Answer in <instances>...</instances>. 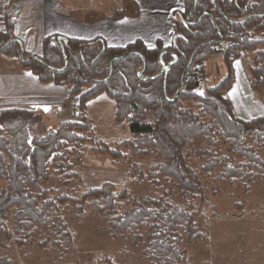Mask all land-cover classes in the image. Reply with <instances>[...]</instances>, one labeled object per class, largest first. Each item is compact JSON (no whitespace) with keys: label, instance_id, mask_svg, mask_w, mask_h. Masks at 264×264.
<instances>
[{"label":"trees","instance_id":"16d2710c","mask_svg":"<svg viewBox=\"0 0 264 264\" xmlns=\"http://www.w3.org/2000/svg\"><path fill=\"white\" fill-rule=\"evenodd\" d=\"M227 19L213 7L211 0H197V5L187 22V14L193 6V0H184L182 10L178 11L173 24V39L168 46L146 47L141 41L123 47L107 46L100 38L92 40L69 39V47L80 65L83 79L78 76L76 59L66 52L67 66L56 37H45L42 41L40 63L31 59L24 65L37 76L40 82H51L70 89L69 100L79 101L80 113L71 121L60 124L55 129L47 127L41 117L28 109H0V181L5 184L0 188V230H4L8 240L10 233L4 224L11 208L14 212L15 244L22 249L24 242L30 240V229L37 225H50L54 237L53 244H69L71 236L61 223H56L49 215L68 203L73 205L77 216L84 214L88 205L91 212L107 221L108 231L117 239L124 240L125 234L132 246L144 243L143 257L155 264H188L187 249L199 237L193 215L182 207L165 201L163 198L144 197L138 199L128 190H116L109 183L88 188L80 197L58 195L49 196V190L40 188V182L48 181L49 164L54 171L68 180L76 177L68 155L62 149L71 147V152L80 154V148L86 141L91 142V149L100 154H108L112 160L124 159L120 148L129 145L133 155H155L158 162L147 171L150 181L156 183V176L172 178L173 193L180 198H193L201 190L200 175H208L215 168L221 167V176L235 183L239 178L246 184L252 183L253 177L260 179L264 173V163L258 156L257 149L245 140L264 143V117L256 116L243 119L235 113L233 104L226 96V90L234 81L233 64L245 52H255L253 64L249 66L251 88L261 93L264 88V37H257L264 32V0H215ZM209 10L223 40L220 43L206 44L195 54L190 67L185 73L184 83L177 99L170 102L180 84L189 58L197 45L202 42L217 40L220 34L207 14ZM253 14L245 23L236 22ZM15 39L13 24L5 16V30L0 31V47ZM226 49L221 53L224 75L207 78L204 74V60L222 45ZM258 46H262L258 49ZM20 45L17 41L9 43L0 54L19 56ZM129 51L140 52L146 62L143 77L139 74L143 68L140 55L131 53L113 62V72L109 80L102 82L109 74L110 61ZM168 66L163 93V75L156 77L163 67ZM87 89L81 91V87ZM106 92L115 102V120L128 124L129 138L109 147L101 141H93L85 133L91 131V124L86 116L89 98L100 92ZM264 103V93L261 98ZM185 101H195L196 110L182 105ZM208 117L207 121H203ZM203 137L208 147L201 150L190 149L194 140ZM219 140L228 143L226 155L217 157L215 147ZM188 147V148H187ZM191 156L202 162L198 173L189 164ZM244 161L235 163V157ZM137 174H136V173ZM141 175L136 164H132L129 175ZM247 189V186H245ZM127 200L129 209L119 214L117 201ZM147 226V235L143 239L134 233L137 225ZM186 237V246L182 247ZM41 247L48 244L40 243ZM4 261L2 264H7Z\"/></svg>","mask_w":264,"mask_h":264},{"label":"rangeland","instance_id":"374dc122","mask_svg":"<svg viewBox=\"0 0 264 264\" xmlns=\"http://www.w3.org/2000/svg\"><path fill=\"white\" fill-rule=\"evenodd\" d=\"M93 1H103L109 7H113L118 6L122 0ZM256 36L264 37V32ZM225 48V44L219 46L204 60V74L207 78L218 80L224 75L221 53ZM261 48L262 46H258V49ZM254 55L255 52H245L234 62L236 68L241 71V78L244 81L248 79L245 82L247 91L237 89V83L240 81L238 75L236 84L229 90L231 97H235L233 100L236 114L246 115L247 119L256 113L264 117V103L261 99L264 88L259 94L252 90L248 71L249 66L253 64ZM87 87L83 85L81 91ZM94 99L95 96L87 101L86 116L89 117L91 131L85 135L93 141L104 142L109 147H114L115 142L129 138L127 122L116 121L114 117L109 118L106 106ZM182 105L196 110L195 101H185ZM73 119L71 111L68 121ZM202 120L207 121L208 117ZM245 142L257 149L258 156L264 163V143L248 138ZM91 145L90 141L84 142L79 155L77 152H71V147L62 149L61 152L69 156L68 161L77 176L69 179L68 184H64L65 178L57 174L49 164V180L40 182V188L49 190V196L52 198L61 194L80 197L88 188L98 187L106 182L117 191L125 188L140 200L144 197H161L193 215L199 237L187 249L188 264H264V173L260 170H252V173L260 174L261 178L253 177L250 184L239 178H236L235 183H231L228 179L222 178V168L217 167L208 175H200L201 190L193 198L183 199L172 192L174 189L171 187L174 183L172 178L165 179L157 175L155 183L147 177L150 166L158 162L155 155L135 156L130 146L125 145L120 148L125 158L112 160L108 154L93 151ZM207 147L208 142L203 137H198L190 149L198 151ZM227 147L228 143L219 140L215 147L216 156L226 155ZM243 162L240 156L235 157V163ZM132 164H136L141 175L137 176L136 172L129 175ZM189 164L198 173L202 162L191 156ZM4 184L0 181V188ZM128 209L127 200L117 201L119 214ZM14 212L15 208H11L4 220L11 239L8 240L5 231L0 230V264L4 261H8L7 264H155L143 257L144 241L141 246L134 247L127 234L124 240L115 238L108 231L106 219L93 214L88 205L82 216H77L73 205L68 203L49 212L56 223L63 224L68 230L71 236L69 244L54 245L51 226L35 225L29 230L30 240L25 241L22 249H19L14 242L16 238L13 228ZM147 226L148 224L137 225L134 233L144 239L147 235ZM44 241L48 244L41 247L40 243ZM186 243L184 236L182 247H185Z\"/></svg>","mask_w":264,"mask_h":264},{"label":"crops","instance_id":"0c3cea01","mask_svg":"<svg viewBox=\"0 0 264 264\" xmlns=\"http://www.w3.org/2000/svg\"><path fill=\"white\" fill-rule=\"evenodd\" d=\"M102 2L0 0V31L5 30V16L8 15L25 57H40L42 41L49 36L83 41L100 38L110 47H123L136 40L146 47H155L158 43L166 47L173 39L174 19L182 10L184 0H122L113 7ZM235 65V82L225 92L234 110L235 97H231L229 90L236 84L237 75L240 77L237 89L241 91H247L245 82L248 80L241 78V71ZM67 89L63 85L40 82L19 56L0 54V109L31 110L47 127L56 128L68 122L73 112ZM94 100L106 106L109 118H115V102L106 92H100ZM256 116L260 115L256 113L250 118Z\"/></svg>","mask_w":264,"mask_h":264},{"label":"water","instance_id":"95a60500","mask_svg":"<svg viewBox=\"0 0 264 264\" xmlns=\"http://www.w3.org/2000/svg\"><path fill=\"white\" fill-rule=\"evenodd\" d=\"M193 1H194L193 6H192V8L190 9V11H189V13L187 14V17H186L187 22H188L189 24H195V23L197 22V21H195V22H191V21H190V16H191L192 12L194 11V9L196 8V5H197V0H193ZM211 1H212V4H213V7H214L215 9H217V10H218V11L224 16V18L227 19L226 15H225V14L219 9V7L217 6L216 1H215V0H211ZM203 14H207V15L210 17V20H211V22L213 23V25L215 26V28H216V30L218 31V33L220 34V37H219V39H217V40H210V41L202 42V43H200L199 45H197V46L195 47V49L193 50V52H192V54H191V56H190V58H189L188 64H187V66H186L184 72L182 73L179 87H178V89H177V91H176L174 97H173L171 100H169L170 102H173V101H175V100L177 99V97H178V95H179V92L181 91V89H182V87H183L185 73L187 72L188 68L190 67V65H191V63H192V60H193L195 54L197 53V51H198L202 46H204V45H206V44L220 43V42L223 40V36H222V34H221V31L219 30V28H218L217 25L215 24V22H214V20H213V17H212V15H211V12H210L209 10H205V11L201 12V13L199 14V16H198V19H199ZM252 16H261V14H253V15H250V16L246 17L245 19L240 20V21H238V22H236V23H237V24L245 23V22H246L249 18H251ZM13 41H17V39H11V40L7 41L6 43H4V44L0 47V53H1V51H2V50H3V49H4L9 43H11V42H13ZM56 41H57V43H58V45H59V47H60V49H61V53H62V56H63V58H64V67L61 68V69H55V70H56V71H62V70H64V69L66 68V66H67V56H66V52H68V53H69L71 56H73L74 58H75V56L73 55V53H72L71 50H70V47H69V41H68L67 38H65V37H63V36H57V37H56ZM131 53H136V54H138V55L141 56V58H142V60H143V68H142V71H141L140 74H139V78H140V79H145V78L143 77L144 71H145V69H146V62H145V58H144V56H143L140 52H137V51H129V52L123 54V55L115 56V57L110 61L108 77L105 78L104 80H102V82L109 80V78L112 76V72H113V62H114V60H116V59H122V58L126 57L127 55H129V54H131ZM19 58H20V60H21L23 63H26V62H28V61L31 60V59H35V60H37L38 62L44 64L38 56L31 55V56H29V57H25V56H24V52H23L22 49H20ZM75 59H76V58H75ZM76 62H77L78 76L80 77V79H82V80L85 81V82H91V81H93L94 79H83V78H82V76H81V72H80V65H79V62H78L77 59H76ZM168 71H169V67H168V66H165V67H163V69L160 71V73H158V74L156 75V77H159V76H162V75H163V93H164V97H165L166 99H167V96H166V93H165V82H166V77H167V73H168Z\"/></svg>","mask_w":264,"mask_h":264},{"label":"built area","instance_id":"2783aa9c","mask_svg":"<svg viewBox=\"0 0 264 264\" xmlns=\"http://www.w3.org/2000/svg\"><path fill=\"white\" fill-rule=\"evenodd\" d=\"M69 93H70V89H67V94L69 95ZM71 102H72V108H73V116L76 119L80 113L79 101L77 99H72Z\"/></svg>","mask_w":264,"mask_h":264}]
</instances>
